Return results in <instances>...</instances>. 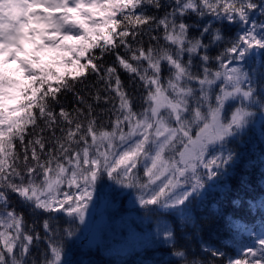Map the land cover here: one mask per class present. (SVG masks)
I'll list each match as a JSON object with an SVG mask.
<instances>
[{"label":"snow or ice","instance_id":"1","mask_svg":"<svg viewBox=\"0 0 264 264\" xmlns=\"http://www.w3.org/2000/svg\"><path fill=\"white\" fill-rule=\"evenodd\" d=\"M192 14L198 22L186 23ZM205 17L240 31L226 38L199 23ZM214 44L226 47L212 56ZM49 51L57 55L45 62ZM106 55L114 65L105 66ZM117 66L145 88L140 111ZM113 92L119 105L108 129L97 125L94 103ZM257 119L264 137V0H0V264H77L69 245L91 227L106 182L135 193L176 264H264V217L258 231L240 225L220 246L201 245L205 256L177 243ZM21 209L43 216V233Z\"/></svg>","mask_w":264,"mask_h":264},{"label":"trees","instance_id":"2","mask_svg":"<svg viewBox=\"0 0 264 264\" xmlns=\"http://www.w3.org/2000/svg\"><path fill=\"white\" fill-rule=\"evenodd\" d=\"M151 11L162 16L164 9H161L159 12H156L155 9ZM258 19L261 18L258 17ZM184 20L190 24L198 22V18L194 14L184 17ZM209 21L212 23L213 28H221L226 38L229 39H235L240 31V25L228 24L227 22L222 23L214 20L212 17H205L204 21H199V23L203 24ZM199 31V28H191L189 36H198ZM153 34L162 36L163 29L161 28ZM143 40L145 47H147L149 43L148 36H144ZM208 40L209 37L206 35L205 43ZM152 43L155 44L156 41H152ZM160 43L164 44L165 42L161 39ZM224 47H226V44H214L209 49V53L212 56L219 55L223 52ZM94 51L98 52L99 49H95ZM117 51L124 54L123 48L117 49ZM185 60H187V55H185ZM104 64L105 66L114 65L115 57L106 55ZM193 64L194 71L201 70L198 57L193 58ZM212 67L219 68V63L213 61ZM59 70L62 71V69ZM117 71L123 82L125 91H127L133 101L134 109L140 111L145 106L143 99L146 94L145 88L138 78L134 80L132 74H129L123 68L117 66ZM161 76L166 80L168 76L167 65L164 66ZM98 87L102 88L103 84L101 83ZM101 95L108 96V93L102 92ZM111 97L108 103H105L103 100L99 104L94 103L95 111L93 113L97 118V125H103L108 129L112 127L111 121L115 120V116L117 115L116 108L119 105V98L114 92L111 94ZM64 103L69 110L76 106L71 94H69ZM57 111H59V105L57 106ZM261 132V122L258 124L254 122L250 131L243 138L235 142L239 146L238 150L240 152L237 164L220 181L208 188L203 199L197 200L191 209V221L188 222L186 228L178 233L177 243L179 245L197 255L205 256L201 252V245L220 246L222 241L232 236L237 226L244 225L257 231L262 227L261 218L264 217V209L260 208V199L264 197V162H262V158H264V137H262ZM57 134L59 135V133ZM45 135L47 136L48 133H45ZM111 192L109 212L113 218H117L119 215H123L130 210L127 202L131 194L135 195V193L119 189H117L116 193ZM12 199L15 206L20 208L14 195ZM234 201L236 203H233ZM21 210L25 212L30 224L33 220L36 221V229L43 233V216L33 217L28 214L26 209ZM226 218L231 221L230 224H226ZM69 247L70 252H72L74 248L72 242ZM229 247L238 249L239 246L235 242H231ZM171 252L172 249L168 244H162L156 247H147L144 250L133 253L127 258H122L108 255L100 245L86 251H75L74 257L79 256V260L84 262V264H176L177 258Z\"/></svg>","mask_w":264,"mask_h":264},{"label":"rangeland","instance_id":"3","mask_svg":"<svg viewBox=\"0 0 264 264\" xmlns=\"http://www.w3.org/2000/svg\"><path fill=\"white\" fill-rule=\"evenodd\" d=\"M35 11L45 12L46 9L45 7H40L35 9ZM55 15H60V13L57 12ZM96 18L100 19L101 17L97 16ZM37 40L38 42H42L39 37ZM66 43L73 44L75 41H67ZM41 55L45 59V62H49L51 57L57 54L49 51ZM60 55L67 56L70 54L64 53ZM258 62L259 58H257V65L259 64ZM255 122L258 124L260 121L257 119ZM111 191L112 189L108 182L103 189V199L94 209L91 227L82 231L79 238L72 241L74 248L69 255L77 264L81 261L79 260V256L74 257L75 251H86L100 245L108 255L127 258L133 253L144 250L147 247L166 244L162 239H154L155 224L150 217L144 214L142 209L140 210L139 205L135 201L134 194H131L127 202L130 210L123 215H119L117 218H113L109 212Z\"/></svg>","mask_w":264,"mask_h":264}]
</instances>
